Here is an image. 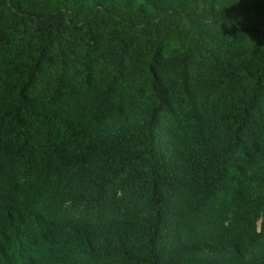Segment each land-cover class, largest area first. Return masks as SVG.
<instances>
[{
	"label": "trees",
	"instance_id": "obj_1",
	"mask_svg": "<svg viewBox=\"0 0 264 264\" xmlns=\"http://www.w3.org/2000/svg\"><path fill=\"white\" fill-rule=\"evenodd\" d=\"M0 264H264V0H0Z\"/></svg>",
	"mask_w": 264,
	"mask_h": 264
}]
</instances>
